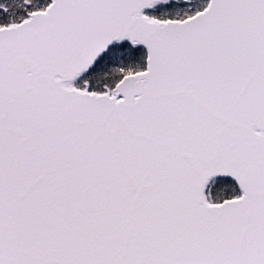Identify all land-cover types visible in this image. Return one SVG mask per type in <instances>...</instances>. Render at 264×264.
<instances>
[{"label":"snow or ice","instance_id":"obj_1","mask_svg":"<svg viewBox=\"0 0 264 264\" xmlns=\"http://www.w3.org/2000/svg\"><path fill=\"white\" fill-rule=\"evenodd\" d=\"M0 264H264V0H0Z\"/></svg>","mask_w":264,"mask_h":264}]
</instances>
